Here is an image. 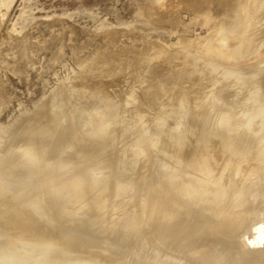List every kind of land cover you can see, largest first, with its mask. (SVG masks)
<instances>
[{
  "label": "bare ground",
  "instance_id": "bare-ground-1",
  "mask_svg": "<svg viewBox=\"0 0 264 264\" xmlns=\"http://www.w3.org/2000/svg\"><path fill=\"white\" fill-rule=\"evenodd\" d=\"M181 2L203 20L212 9L225 11L230 5L231 21L218 25L213 38L206 32L208 43H195L189 49L193 55L188 48L186 53L214 69L225 68L229 76L225 81V75L218 77V86L236 77L251 91L247 76L261 72L253 88L258 108L255 104L249 128L235 118L245 114L244 108L235 113L206 101L201 97L205 84L187 70L174 72L178 78L172 81L180 75L184 81L168 89L166 79L145 86L147 100L164 93L179 109V117L166 129L162 118L155 133L143 114L124 119L125 105L113 101L99 79L83 73L76 88L54 89L20 132L11 137L9 130L11 139L0 149V264H264V0ZM147 58L146 63L150 54ZM159 59L161 68L166 59ZM89 81L94 87L85 92ZM78 92L90 100L100 97L101 104L83 113L71 105ZM248 102L243 106L249 110ZM158 149L162 155L155 154ZM135 197L134 209L107 216L116 199L114 210L125 206L123 199Z\"/></svg>",
  "mask_w": 264,
  "mask_h": 264
},
{
  "label": "rangeland",
  "instance_id": "rangeland-1",
  "mask_svg": "<svg viewBox=\"0 0 264 264\" xmlns=\"http://www.w3.org/2000/svg\"><path fill=\"white\" fill-rule=\"evenodd\" d=\"M9 1L2 3L0 0L2 3H0V135L2 137H6L9 130L11 131L9 133L11 137L20 132L25 121L31 118L35 110L52 95L51 92L54 89L60 90L62 87L66 88L67 86L76 88L82 81L83 73H88L99 79L104 85V90L108 91L109 97L113 101L122 102V106L123 104L125 105L121 113L124 119L138 120L139 114H143L146 126L150 127V130L155 133L162 126V118L165 119L163 126L166 129L171 121L179 117V109L177 104L168 103L164 93H161L158 96L159 98L157 97L154 100L155 102L147 100L145 96L147 88L151 86L150 83L155 84L153 87H156L158 84L163 83L162 81L165 79L163 87L167 86L169 88L181 80L180 75L177 82L172 81L173 79L177 80L176 74L179 75L187 70V75L193 74L195 76L192 75L193 80L196 82L201 80L205 84L202 92H206L201 95L203 99L211 104L217 103L224 107L229 106L231 111L235 113L236 111L242 112L244 108L245 114L243 116L237 114L235 118L237 120L240 119L239 123L245 129L249 128L250 122L248 120L253 117V112L258 108L257 102H253L257 94L253 88L254 85H257V81H260L261 72H252L247 76V80L252 83L251 91L246 83L242 81V85L233 76L232 79L231 77L230 79L228 78L229 81L226 80L230 82V85L224 82L227 85L225 86L222 81H219L218 86V77L223 78L225 75L223 78L225 81L228 75L225 68L220 66L214 69L204 59L197 57L194 59V56H188L189 52L193 55L189 49L195 48L196 44L201 46L202 42H204L203 44L208 43L209 38L207 37L209 34V37L213 38L212 36L215 35L214 32L217 31L218 25L224 21L226 22V19L231 21L230 18L233 17V14L227 10L230 5L224 8L226 9L225 11H222L221 8L212 9L210 16L208 15V18L203 20L204 15L198 14V11L192 6L190 7L186 3L183 4L181 0H173L174 2L165 0V2H169V4L167 3L169 5L168 8L166 7L168 5H164V7L161 1L158 2L156 0ZM170 1L173 2L171 6ZM193 17L202 20L201 23L197 21V18L195 20ZM210 17L215 18L211 19L213 23L210 21ZM179 19L181 20L179 21ZM192 19L195 22L192 23ZM182 20L185 22V26ZM206 20L210 21L208 22L209 24H212L207 26L209 29L204 26L209 25L205 23L207 22ZM179 22L183 24L179 25ZM186 22H189V25ZM208 30L211 33L215 31L211 34ZM206 32L209 34L207 33L206 35ZM182 36H185L184 39ZM189 37H191V40ZM192 40L195 42H191ZM190 43L193 45H186ZM183 44L186 47H183ZM179 47L185 48V52L183 53ZM186 48H188V54L186 53ZM149 54L151 59L157 57V60H154L155 62L153 59L152 61L151 59L148 60ZM146 55L148 63L145 62ZM158 56L166 59V67H158L160 64L158 63L160 60ZM189 57H192L193 60H189ZM142 58H144V62L141 60ZM157 68H159V71H157ZM182 69L183 71L181 72L177 71ZM174 72L176 77L173 76ZM233 79L237 83H241L240 85L243 87L237 86L239 89L236 88L239 83L233 82ZM182 80L184 81V79ZM182 80L180 83L183 82ZM142 85H144V89L146 88L145 86L149 87L140 91L141 89L139 90V88ZM222 85L225 87H222ZM93 87L92 81H89L83 85L82 89L87 92ZM219 87L221 91L220 89L217 90ZM237 89L239 90V95L235 93L238 91ZM214 91L221 92L219 94L222 96L219 99L222 98V100H218L217 97L220 95L214 94ZM132 93H134L133 96ZM75 96L72 97L74 103L71 105L73 107L78 105L85 114L89 111H95L102 101L100 97H98L99 99L90 100L91 98L88 99V96L82 92L76 93ZM240 97L243 101H240ZM234 98L237 99L235 100ZM94 100L96 101L94 102ZM123 101L126 104H128L127 101L131 102L126 105ZM161 101L163 104L157 103L158 105H155L156 102ZM150 102L152 103L150 106L146 104ZM247 102L249 103V110L244 107ZM251 104L252 107L254 106L253 108ZM165 105L168 110L172 108L171 111L167 112ZM190 106L194 105L191 104ZM140 107L141 109H138ZM251 109H253L252 112L250 111ZM163 111L166 113H163ZM16 128H19L18 131ZM14 132L15 134H12ZM162 133L161 139H166V134L163 131ZM4 137L2 138L5 139L4 143L0 139V149L4 148L11 139L10 136V138ZM160 149L155 152L158 156L162 155ZM122 197H125V195ZM119 199H116L110 205L107 211L108 217L116 218L118 215L124 214L125 211L134 209L133 207L138 203L136 197L132 199L133 201L131 199H123L120 202L125 206L114 210L113 205ZM77 243L79 244L80 242ZM105 260L110 262L108 259ZM78 261L81 260L79 259ZM25 263L29 264V262Z\"/></svg>",
  "mask_w": 264,
  "mask_h": 264
}]
</instances>
